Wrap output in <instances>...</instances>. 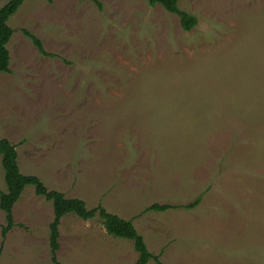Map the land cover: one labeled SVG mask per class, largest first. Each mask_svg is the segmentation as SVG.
<instances>
[{"label":"rangeland","instance_id":"1","mask_svg":"<svg viewBox=\"0 0 264 264\" xmlns=\"http://www.w3.org/2000/svg\"><path fill=\"white\" fill-rule=\"evenodd\" d=\"M97 1L24 0L7 20L0 137L19 172L131 220L161 264H264V0H177L189 31L159 4ZM11 211L0 264H53L51 201L26 185ZM57 232L60 264L136 261L97 216Z\"/></svg>","mask_w":264,"mask_h":264},{"label":"trees","instance_id":"2","mask_svg":"<svg viewBox=\"0 0 264 264\" xmlns=\"http://www.w3.org/2000/svg\"><path fill=\"white\" fill-rule=\"evenodd\" d=\"M24 0H8L0 6V72H9V53L6 44L11 37L13 30L7 24L8 18L16 12L18 7ZM51 1V0H47ZM98 8L101 4L97 0H93ZM149 6L159 4L167 12L176 14L179 18L180 26L184 31H189L196 25V17L184 10L178 8L177 0H146ZM22 33L28 37L37 51L44 56H54L43 49L40 40L28 30L23 29ZM0 155L1 166L4 170V180L7 185V191H0V209L5 213L6 225L2 227L1 234L4 236L12 226V205L18 199L21 190L26 185H32L37 195L43 196L46 200L51 201L53 209V220L50 223V247L51 260L53 264H60L56 259L55 250L58 248L57 241V224L59 219L66 213H72L81 219H92L94 216L99 217L105 232L118 238L130 240L134 251L137 253V258L134 264H146L150 259L155 263L161 264L159 256H155L147 249L143 238L137 233L131 220L123 219L113 213H109L104 207L96 205L87 208L84 201L77 198H66L62 193L47 190L42 182L34 175H23L19 172L16 163V152L14 145L6 138L0 137ZM199 202V197L186 204L171 205L168 203H152L144 208L145 211H164L169 208L183 207L186 209L192 208Z\"/></svg>","mask_w":264,"mask_h":264}]
</instances>
